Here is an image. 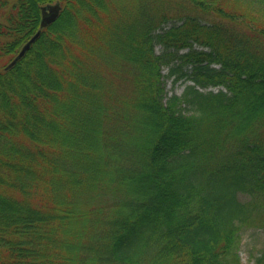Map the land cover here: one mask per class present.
<instances>
[{"label": "trees", "instance_id": "16d2710c", "mask_svg": "<svg viewBox=\"0 0 264 264\" xmlns=\"http://www.w3.org/2000/svg\"><path fill=\"white\" fill-rule=\"evenodd\" d=\"M55 3L0 70V264H241L264 215V0H0V55Z\"/></svg>", "mask_w": 264, "mask_h": 264}, {"label": "rangeland", "instance_id": "374dc122", "mask_svg": "<svg viewBox=\"0 0 264 264\" xmlns=\"http://www.w3.org/2000/svg\"><path fill=\"white\" fill-rule=\"evenodd\" d=\"M3 19L4 9L0 8V21ZM10 61V56L0 55V70ZM166 71L167 68H164L163 72L166 73ZM174 78H176L175 75H172L166 80V89L169 95L172 93L181 94L184 88L182 79L174 82ZM260 218L262 221H260ZM239 256L241 264H264V215L259 216L254 225L242 229Z\"/></svg>", "mask_w": 264, "mask_h": 264}, {"label": "water", "instance_id": "95a60500", "mask_svg": "<svg viewBox=\"0 0 264 264\" xmlns=\"http://www.w3.org/2000/svg\"><path fill=\"white\" fill-rule=\"evenodd\" d=\"M61 6L59 3L50 4L42 8V19H41V28L24 44L20 52L16 57L10 62L8 67L13 66L25 53L29 50L33 42L40 36L42 32V27H46L57 19L60 14Z\"/></svg>", "mask_w": 264, "mask_h": 264}]
</instances>
